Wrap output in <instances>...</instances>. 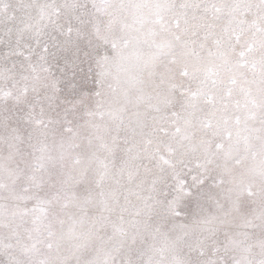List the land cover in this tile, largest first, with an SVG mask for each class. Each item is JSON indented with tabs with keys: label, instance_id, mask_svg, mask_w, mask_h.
Segmentation results:
<instances>
[{
	"label": "snow or ice",
	"instance_id": "obj_1",
	"mask_svg": "<svg viewBox=\"0 0 264 264\" xmlns=\"http://www.w3.org/2000/svg\"><path fill=\"white\" fill-rule=\"evenodd\" d=\"M0 264H264V0H0Z\"/></svg>",
	"mask_w": 264,
	"mask_h": 264
}]
</instances>
